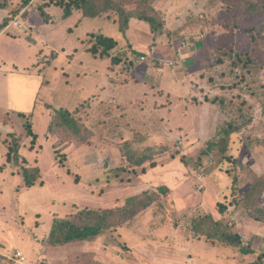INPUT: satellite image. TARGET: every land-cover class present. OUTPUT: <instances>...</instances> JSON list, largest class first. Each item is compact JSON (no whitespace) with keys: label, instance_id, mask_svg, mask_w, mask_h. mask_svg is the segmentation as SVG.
I'll return each instance as SVG.
<instances>
[{"label":"rangeland","instance_id":"obj_1","mask_svg":"<svg viewBox=\"0 0 264 264\" xmlns=\"http://www.w3.org/2000/svg\"><path fill=\"white\" fill-rule=\"evenodd\" d=\"M23 1L0 0V5L4 4L9 12L8 17L13 16L8 26L20 21L27 30L25 35L13 36L18 40L13 44L22 48L0 45V54L7 53L15 62L16 67L11 68L15 77H21L18 73L24 72L39 78L42 85L37 89V102L33 98H18L13 111L0 113V264H16L17 252L24 254L28 264H130L127 258L131 250L125 239L129 244L134 243L137 231L150 235V240L157 234L175 236L172 240L179 239L178 234L198 238L192 230L195 219L206 215L211 206L210 211L220 220V206L228 203L213 199L212 189L219 192L228 180L231 194L227 199L229 204H234L246 196L253 177H264L255 172L258 167L264 168V7L261 4L259 9L248 12L247 0H160L156 8L165 21L164 35L155 41L148 26L134 24L132 36H143L142 46L146 49L138 57L132 54L133 46L121 35L116 23L100 18L81 20L78 11L65 18L63 9L45 6L49 0H33L28 6H23ZM112 18L116 19L114 15ZM98 33L119 42L111 57L122 58L121 66L113 68L88 53ZM34 42L42 52L33 67L30 56L37 46ZM75 48H79L75 53L78 57L70 63L67 55ZM25 60L29 68L23 71ZM82 62L90 72V81L102 82L105 78L112 84L122 79V82L131 81L125 75L130 73L140 92L135 98L130 90L129 93L123 90V100L131 99L133 104L131 113L126 115L131 120L129 125L115 114L108 115L106 111L115 104L107 99L102 113L93 117L96 127L91 145L76 149L70 144L63 149L55 145L56 139L47 135L51 111L45 104L72 110L95 93L97 87L89 89V80L86 88L77 85L75 73L85 72ZM161 79L162 94L155 87ZM66 81L70 83L68 87ZM143 86L152 90L154 96L140 94ZM145 104L152 109L147 116L151 118L150 128L146 129L141 115L132 108ZM20 113L32 115L30 120L38 137L34 148L24 127L26 119ZM231 126L238 131L231 135L228 152L223 154L224 132ZM118 129H123V134L117 142L114 140ZM152 129V133L161 132L163 137L152 135L150 141L143 143L142 137L151 136ZM12 136L21 144L25 167H40L43 185L25 187L20 168L13 161L8 162ZM221 141L206 154L209 143ZM148 146L167 147L178 154L175 160L161 165L163 182H157L154 176L147 179L151 171L146 175L140 171L137 175L117 171L123 166L122 156L143 152ZM162 183L175 189L176 196L179 193L177 198L171 195L167 199L163 211L153 209L134 224L106 232L89 243L58 248L45 243L55 219H70L84 209H98L109 203L120 204L130 196L142 194L148 185L158 187ZM183 200L193 208L189 213L185 211V220L175 210ZM204 204H208L207 210ZM161 215L167 217L166 223ZM261 225L257 231L259 224L249 223L246 234L258 233L261 240L256 237L254 245L263 246L264 253V223ZM174 244L178 243L152 244L156 249L153 263L184 264L182 257L191 253L190 249L169 247Z\"/></svg>","mask_w":264,"mask_h":264},{"label":"trees","instance_id":"obj_2","mask_svg":"<svg viewBox=\"0 0 264 264\" xmlns=\"http://www.w3.org/2000/svg\"><path fill=\"white\" fill-rule=\"evenodd\" d=\"M32 1L33 0H24L23 6H28ZM159 1L160 0H49L45 6L49 7L54 5L63 9L65 18L72 16L75 11H78L82 19L100 18L106 22L116 23L123 37L126 36L128 30L135 23L145 24L148 26L153 40L158 41L164 35L165 27L162 14L160 10L156 8V3L159 4ZM245 4L248 12L255 11L259 9L260 4L264 7V0H247ZM0 7L3 9L6 8L4 4L0 5ZM41 14L46 17L44 12H41ZM106 15L108 16L107 18L104 17ZM112 15H114L116 19H113ZM12 17H7L3 23L0 24V32L8 26ZM45 21H48V18H46ZM95 38L96 43L88 53L92 54L94 58L106 61L110 64L109 66H114L113 68L121 66L123 63L122 58L111 57V52L119 47V42L102 33H98ZM132 54L142 57L144 53L133 50ZM148 55L151 54L149 53ZM129 74L130 73H125L127 76H129ZM138 95L139 94H137L135 98ZM91 102L92 100L90 99L84 101L76 105L72 110L65 107L55 109L52 105L45 104V107L51 111V120L48 125L47 135L53 140L56 139V146L64 149L65 146L73 144L76 149H79L91 145L90 141L95 136L93 132L96 127L95 123H93V117L95 115H100L104 110L102 108L98 112L97 108H94ZM133 108L137 109L135 111L137 114L140 111L139 115H141V119L143 120L142 124H144V128H150L149 122L151 118L148 119L147 117L148 113L150 114L152 110L150 106L145 104L141 105L139 108L134 106ZM121 111L123 112V109H121ZM141 111L142 113H146L144 118ZM106 112L108 115L115 114L116 108L112 106V108ZM115 115L119 116V119H124L126 125L131 123L129 116L127 117L126 114L122 113L119 115L117 113ZM19 116L26 119L24 127L27 132V137L32 138V147L34 148L38 137L33 131V125L30 120V116L32 115L20 113ZM162 118L163 117H161V119ZM231 127L224 132L225 137L223 140L225 141L222 140L224 143L221 148L223 154L228 152L227 145L229 144L231 135L238 131L237 128ZM122 130L123 129L116 133L115 139L121 137V134H123ZM152 132L153 129L151 130L153 136L161 134V132H154L155 134ZM144 137L148 136L145 135ZM142 141L143 143L147 142L145 139L143 140V137ZM222 141L214 144L209 143L206 154L211 151L214 146H217L216 144L222 143ZM20 151L21 144L17 138L14 137L13 145H9L8 148V162L13 161V163L20 168L23 185L27 188H32L37 184L43 185L40 167H25L26 159L21 156ZM176 158H178V154L172 153L167 147L154 149V146H148L143 152H129L122 156L123 166L118 168L117 171L135 175L140 171L141 174L145 175L148 171L155 170L161 167V165H164L165 161L175 160ZM181 161L184 162L183 157ZM253 180H256L255 183H253ZM234 181L236 182V179H234ZM251 182L253 186H249L250 188L246 196L243 198L241 197L237 203L234 201V204L229 205H235L237 209H244L250 218L264 223V203L262 204L260 202H264V177L255 176L251 179ZM233 187L235 188V186ZM171 195L172 190L165 185L151 187L142 194L133 195L122 200L120 204L118 202L109 203L98 209H84L76 213L70 219H55L48 237L44 241L47 246L51 248L95 241L106 232L134 224L140 217L153 209L163 211L166 208L167 199ZM226 206H220V214H225L228 205ZM234 227L235 224H230V222L225 221L224 218L216 220L211 213H207L206 215L200 216V219H195L192 230L199 236L198 238H204L206 241L220 246L241 248L247 252L245 249L247 245L242 246V238L240 234L234 230ZM261 262L264 263L263 258Z\"/></svg>","mask_w":264,"mask_h":264},{"label":"crops","instance_id":"obj_3","mask_svg":"<svg viewBox=\"0 0 264 264\" xmlns=\"http://www.w3.org/2000/svg\"><path fill=\"white\" fill-rule=\"evenodd\" d=\"M8 15H9L8 10L0 7V24L3 23V21L8 17ZM78 19L83 20L85 18L82 19V16L79 15ZM29 26L32 28L31 25H29ZM134 26L135 25L131 26V28L126 33L125 38L133 46V50L144 53L146 51V49L144 46H142L143 45L142 43L144 41L143 36L135 35V34H134V37L132 36L134 33L133 32ZM10 31H12V33ZM26 31L20 30L18 28L13 27V26L6 27L4 30H2L0 32V45L12 44V45H15L12 47L22 48L20 44H13L14 41H18L13 36H16L18 34H20V35L24 34L25 35L27 33ZM150 35H151V33H150ZM19 40H21V39H19ZM34 43L37 46H34V48H33L34 53H32L30 56V60H33L32 61L33 63L31 62L30 65L33 67L35 65H37L39 55L42 52V50H39V48H38L39 44H37L36 42H34ZM28 45L29 44L27 43V47H29ZM78 49L79 48H75L74 50H70V53L67 55L68 56L67 58L70 59V61H69L70 63H73L75 59L77 60L78 56L75 53L78 51ZM27 50H28V48H27ZM96 59H99V58H96ZM24 64L26 66H24V67L22 66L23 71H25L26 69L29 68L28 67L29 65L27 64L26 60H25ZM13 65L15 66L16 64L14 61L12 62V60L8 57L7 53L5 55L0 54V113H3V114H9L11 111H13L11 109L14 108V101H18V98H20L21 100L33 98L35 100V102H37V100H36V96L38 93L37 89L40 87V85H42L41 83H39V81H40L39 78H35L34 76L25 74L24 72L18 73V75L22 74V75H20L21 77H15L13 75V73H15V72L13 70H11ZM83 65H84V63L82 62V66ZM84 70H85V72L83 71V73H79V72L75 73L76 82L78 81L77 85H79V87H82V88H83V86H85V84H87V80L90 81V78H89L90 72H89L88 68L84 67ZM7 72H11L12 75L9 76L7 74ZM66 76H68L67 73H66ZM127 77L129 79H132V80L122 82V81H124V79H122V80L119 79L120 81H117L115 84L110 83L112 81L109 78L103 79L102 82H99L98 80L91 79V81H90L91 83L89 84V89H92L94 86H96L97 89H96L95 93H91L90 96L85 101H87L89 99L92 100V102H91L92 105L94 106V108L96 107L97 111L99 112L100 109L104 108L105 101L107 99H110L115 104V105H113V107L116 108L115 114L118 113L119 115H121L123 113V114L129 115V112H130L129 109L132 106V104H130V101H132V100L131 99L130 100H127V99L123 100L124 99V96H122L123 90L127 89V93H129L128 90H130L131 91V93H130L131 97L136 96L138 94V92H140V91H137V89H136L137 85H135V83L133 81L134 79L130 78V76H127ZM64 78H65V76H64ZM120 83H122V84H120ZM69 84L70 83H68V81H66V83H65L66 87H68ZM162 85H164V83L161 79V81L158 84H156L157 89L161 94L163 93ZM145 86L142 87L140 94H143V95L150 94L152 96V94H151L152 90L147 89ZM84 88H86V86ZM89 89L87 90V93H89ZM153 96H154V93H153ZM141 97H143V96H141ZM120 108L123 109V112L121 111ZM119 109H120V111H119ZM139 113H140V111H139ZM141 114L143 115V118H144L146 113H142V111H141ZM120 120L121 121L123 120L122 122L125 123L124 119H120ZM152 135L153 134H151V136H149V137H143V140L145 139L146 141H150L152 138ZM157 135H161V137H163L162 133L157 134ZM114 141L118 142V141H120V138L115 139ZM258 153H260L259 150H257V154ZM161 168L162 167H159L155 170H150L151 172L148 171L149 175L146 176V178L148 177L147 179H151L154 176L156 178L157 182H159V183L163 182L162 179H163V177L165 178V175H163V173H161V171H160ZM167 171H168V169H167ZM255 172H257L260 175H264V168L262 169V168L258 167V169L255 170ZM177 182H178V180H177ZM225 183H226V185H221L219 192H215L211 188L212 191H210V192H212V194H213L211 196L213 197V199L217 200L218 203L224 202V201L228 202V203H226V205H228L227 212L224 215L220 214L221 219L224 218L227 221L229 220V222L231 224H235L234 229H235V231H237L240 234V236L242 238V242H243L242 246L247 245V248H245L247 250V252H245L241 248H234V247H230V246H220L218 244L208 242L204 238H195L194 239L193 236H190V235L189 236L193 239H191L188 235L184 236V235L178 234V235H180V236H178L179 239L172 240L173 238H175V236H172V235H163L162 236L161 234H157V235H153L151 237V240H150V238H149L150 235L140 234L137 231L136 232L138 234L137 239L134 243H131L132 245L129 244L128 241L124 238L125 242L128 244V247L131 250L129 255H128L129 257L127 258L128 262L130 264H155V263H153V261H154V258L156 257L155 256L156 249L152 246V244L160 243V242L164 243V242H168V241H173V242L178 243V244L177 245L174 244L173 246H169V247H172L174 249L178 248L181 250L184 249L185 247L190 249L191 253L185 255V257H182V259L184 260V264H264L261 262L262 258L264 261V253H262L263 246L259 247V246L254 245V239L256 237L258 238V233L253 234L251 236H248L246 234L247 233L246 227L249 223L259 224V227L257 230V231H259L262 228L261 224L263 222L250 218L246 214V211L244 209H237L235 207V205H229L230 200L227 198L231 194V188L229 186L228 180H226ZM163 184L164 183H162L161 185H163ZM156 186H158V185H156ZM149 188H151V185L150 186L148 185V189ZM225 188H226V191L224 192ZM148 189H146V190H148ZM146 190H144V191H146ZM171 190H172V195H173L174 199H175V197L177 198L179 193L176 196V190L175 189H171ZM206 205H208V204H204V206H206ZM210 209H212L211 206H210V208H208V210H207V206H206L205 210H207L208 213H211L212 216L214 217V219H217V217L215 216L216 213H214L213 211H210ZM175 210H177V212H179V216H181L183 218L185 211H188L187 213H189L190 211L193 210V208L188 206L187 204H185V200H183L182 204H180V205L177 204V208ZM149 212H152V211H149ZM149 212H147L146 214H148ZM228 215L230 216L229 218H228ZM161 216H162V218H164L163 221H165V223H166L167 217H165V216L163 217V215H161ZM183 220H185V218H183ZM133 229H134V227H133ZM135 230H139V228L138 229L135 228ZM186 238H190V241L185 240ZM258 239L261 240L260 238H258ZM145 241H147V243H144ZM185 241H188L190 243L185 244ZM152 253H154V255ZM253 255H255V256H253ZM162 261L164 262V260H162Z\"/></svg>","mask_w":264,"mask_h":264},{"label":"built area","instance_id":"obj_4","mask_svg":"<svg viewBox=\"0 0 264 264\" xmlns=\"http://www.w3.org/2000/svg\"><path fill=\"white\" fill-rule=\"evenodd\" d=\"M13 27L18 28L20 30H24L25 29L24 24L22 22H20V21L13 22ZM15 261H16V264H28L27 263V258L24 256V254L22 252H17L16 253Z\"/></svg>","mask_w":264,"mask_h":264}]
</instances>
